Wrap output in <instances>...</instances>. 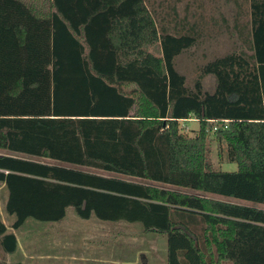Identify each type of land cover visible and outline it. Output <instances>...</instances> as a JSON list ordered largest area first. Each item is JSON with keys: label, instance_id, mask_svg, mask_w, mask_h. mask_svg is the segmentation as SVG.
<instances>
[{"label": "trees", "instance_id": "1", "mask_svg": "<svg viewBox=\"0 0 264 264\" xmlns=\"http://www.w3.org/2000/svg\"><path fill=\"white\" fill-rule=\"evenodd\" d=\"M248 3L237 47L189 82L176 59L199 36L160 26L146 0H0V183L13 227L72 208L165 234L166 264H264V0ZM213 143L236 170L214 166ZM6 232L0 218L13 252Z\"/></svg>", "mask_w": 264, "mask_h": 264}, {"label": "rangeland", "instance_id": "2", "mask_svg": "<svg viewBox=\"0 0 264 264\" xmlns=\"http://www.w3.org/2000/svg\"><path fill=\"white\" fill-rule=\"evenodd\" d=\"M146 2L150 9L156 12L160 26H176L179 31L193 28L199 36L198 43L176 59L178 69L187 75L189 82L196 78L200 65H204L215 57L224 55L237 47L236 23L240 20V23L244 24L249 18L248 0H146ZM203 83L205 89L209 91L215 87V80L212 76L205 77ZM184 126L191 131L192 128H199V122L190 119L185 121ZM210 156L215 167L224 170L238 168L236 163L220 162L215 143L211 146ZM211 196L227 201L246 203L234 198L209 194V197ZM6 199V187L0 183V218L8 221V215L5 212ZM259 206L264 208V205L259 204ZM68 216L70 220L77 215L71 208ZM108 222L113 226V233L123 231L129 234L130 248L124 250V254L131 260L142 259L140 264H166L167 236L165 234L143 233L141 223ZM23 226L22 230L28 233L42 230L48 225L29 219ZM64 226L70 227L66 224ZM114 242L121 244L122 239L114 240Z\"/></svg>", "mask_w": 264, "mask_h": 264}, {"label": "crops", "instance_id": "3", "mask_svg": "<svg viewBox=\"0 0 264 264\" xmlns=\"http://www.w3.org/2000/svg\"><path fill=\"white\" fill-rule=\"evenodd\" d=\"M172 28L169 27L170 31ZM70 209L62 221L44 223L48 225L46 228L28 233L22 230L24 226L15 229L13 217L10 215L8 221L1 218L7 227L6 233L15 235L17 248L13 252L8 251L2 240L4 235H0V264H12L15 261H20L22 264L141 263L142 259L131 260L124 254V250L130 248L127 232L120 231L115 234L113 226L108 221L96 217L83 219L76 216L69 220ZM65 224L70 227H65ZM121 239V244L114 242ZM7 243L8 249L11 248L13 242Z\"/></svg>", "mask_w": 264, "mask_h": 264}]
</instances>
